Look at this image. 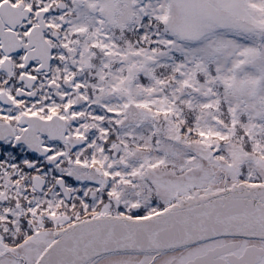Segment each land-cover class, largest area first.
I'll return each mask as SVG.
<instances>
[{
    "label": "snow or ice",
    "instance_id": "obj_1",
    "mask_svg": "<svg viewBox=\"0 0 264 264\" xmlns=\"http://www.w3.org/2000/svg\"><path fill=\"white\" fill-rule=\"evenodd\" d=\"M0 264H264V0H0Z\"/></svg>",
    "mask_w": 264,
    "mask_h": 264
}]
</instances>
